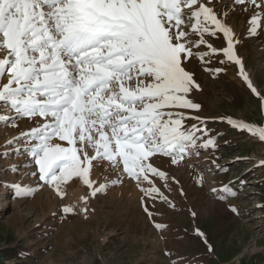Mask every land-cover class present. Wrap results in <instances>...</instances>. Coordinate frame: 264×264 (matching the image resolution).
I'll return each mask as SVG.
<instances>
[{
    "label": "snow or ice",
    "instance_id": "6c2138e0",
    "mask_svg": "<svg viewBox=\"0 0 264 264\" xmlns=\"http://www.w3.org/2000/svg\"><path fill=\"white\" fill-rule=\"evenodd\" d=\"M222 2L0 0V111L6 113L0 126L15 128L24 119L32 124L8 139L0 155L26 156L21 167L31 169L27 177L35 181L0 187L20 198L47 187L63 199L66 186L80 183L89 190L80 198L87 219L89 198L127 179L141 193L149 221L164 231L167 225L156 222L152 209L160 202L176 210L161 188L170 193V181H179L158 161L179 166L201 150H217L208 129L212 118L199 115L197 68L215 78L236 66L264 110V92L246 72L240 35L227 19L238 7L250 14L248 36L264 32V0H230L218 12ZM227 123L264 141V127L230 117ZM97 170L105 174L103 182L94 178ZM196 179L203 186V175ZM231 183L211 193L220 200L235 197ZM61 211L74 214L75 207Z\"/></svg>",
    "mask_w": 264,
    "mask_h": 264
},
{
    "label": "rangeland",
    "instance_id": "374dc122",
    "mask_svg": "<svg viewBox=\"0 0 264 264\" xmlns=\"http://www.w3.org/2000/svg\"><path fill=\"white\" fill-rule=\"evenodd\" d=\"M229 3L223 0L216 10ZM227 19L240 35L239 54L246 72L264 92V32L248 36L250 14L238 7ZM197 79L203 89L195 97L202 105L199 115L212 118L208 129L217 137V150H201L199 156L192 155L179 166H170L167 158L158 161L179 181H170V193L161 188L176 210L160 202L152 209L158 213L156 222L167 225L164 231H157L149 221L141 193L127 179L106 194L90 197L87 219L80 213L85 207L80 198L89 190L80 183L66 186L63 199L47 187L23 198L15 197L10 187H0V264H264V165L260 164L264 141L227 123L230 117L264 127V110L237 75L236 66L215 78L197 68ZM0 115L6 113L0 111ZM31 126L27 119L15 128L0 126V153L8 139ZM27 162L26 156L0 155V185H34V179L27 177L31 169L21 167ZM14 166L18 172L10 170ZM217 166L229 170L217 172ZM104 175L97 170L94 178L103 182ZM199 175H203V186L197 183ZM230 182L235 197L220 200L211 193L212 188ZM181 188L186 195H181ZM63 205H73L75 213L63 214ZM166 250L171 256L165 255Z\"/></svg>",
    "mask_w": 264,
    "mask_h": 264
}]
</instances>
